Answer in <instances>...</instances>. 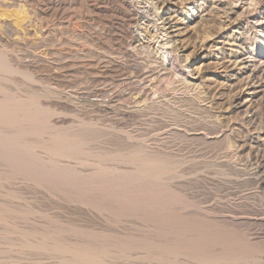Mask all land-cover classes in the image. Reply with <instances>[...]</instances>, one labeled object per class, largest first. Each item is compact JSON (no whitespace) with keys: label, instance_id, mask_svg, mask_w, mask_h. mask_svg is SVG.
Instances as JSON below:
<instances>
[{"label":"rangeland","instance_id":"rangeland-1","mask_svg":"<svg viewBox=\"0 0 264 264\" xmlns=\"http://www.w3.org/2000/svg\"><path fill=\"white\" fill-rule=\"evenodd\" d=\"M57 2L61 3V7L55 20H48L45 17L39 19L45 24L48 23V28H50L51 33L45 34L44 37H41V34L36 37L32 33H26L27 35L24 36L21 32L23 21L30 18V13L24 4L19 3L18 7L0 6V52L6 63L18 69L16 74L1 73L0 88L2 90L0 93L9 94V97L21 98L31 94L34 101L37 99L46 108L66 109L67 112L63 110L60 116H53L49 119L45 117L44 123L50 124V127L55 124V126L67 128L66 130H70L71 133L75 129L73 135L77 133L76 136L78 130L84 133L80 132L83 144L82 152L75 157L77 160L63 159V165L66 164L64 162H68L67 165L73 164L71 168L76 171L89 173L109 166V169L118 171L119 169L126 171V168L127 173L130 171L133 174L132 166L127 163L121 164V160L131 159V152L135 151L143 153L144 150L145 154L153 155L161 161L164 160L167 162L164 163L167 170L163 172L164 175H161L163 179L161 177L149 179L153 181L152 187L156 190L152 188L153 191L150 189L145 193L149 196L157 194L171 199L172 202L168 204L169 206L165 205L166 208L160 204L153 207L148 205L149 207L144 209L135 200L124 201L121 196L115 195L116 198L113 196L114 200L112 199L111 203V201L104 200V197L96 198L87 191L85 193L84 191L75 192L72 186L67 190L66 185L61 182L57 184L59 181L55 182V179L53 180L56 184L53 180H47L50 185L55 184L52 185L54 189L45 182L43 186V181L38 182L37 179L36 181L42 184L39 186L35 181L36 178L29 182L25 176V178L22 175L17 177V173L12 175L7 166L3 164L0 166L1 168L4 166L0 168V188H2L0 189V210H2L0 211V238L4 240L0 239V264H54L56 261L60 264L61 262L62 264L68 262V264H75L62 252L63 249L60 250L61 253L49 249L54 246L50 242L52 244L61 243L64 247L78 245L76 242L87 246L88 240L83 244L78 240L81 237L83 242L88 237L92 246L101 245L102 248L99 247V250L103 252L101 256L103 262L109 261L111 264H122L123 260V264H128V262L129 264H152V262L161 264L159 256L167 246V251L171 252L168 258L171 263L174 261V263L177 262L176 264H190L191 262L192 264H264V76L259 75V79L255 68L258 61L256 56L261 47L257 40L258 34L253 30V22L249 19L251 11H253L252 15H259L260 11L254 9L258 0L247 1L244 10L241 8L239 12H234L229 26L221 22L224 10L230 8L227 6V0H135L134 11L138 13L139 18L137 24L132 26L124 22L120 14H117V9L122 8L117 4L118 2H112L114 5L108 0H57ZM152 5H155V9ZM146 10L151 12L147 13ZM6 19L16 29L19 27L14 30V33L4 26L3 21ZM46 19L47 21H44ZM156 25L162 32L158 39L152 41V45L157 49L158 43H167L166 48L168 47L169 50L176 48L174 51L178 59L160 73L159 83H153L155 86L149 85L152 89L149 90V98L145 100L137 91H134L139 86L140 80L136 79L135 70L128 67L127 58L124 55L127 51H132L135 54L137 67L145 75L149 70L154 69L156 67L153 63L155 55L146 48H139L135 51L131 38L136 32L140 37L144 35V31L154 32ZM235 27L240 31H237ZM233 34L241 36L242 41L239 44L234 43ZM162 53L165 52L159 51V55ZM240 56L255 72L252 78L250 77L251 71L246 73L243 66L238 64ZM24 73L32 75V80L26 79L23 76ZM188 77L192 79V85L185 82V78ZM114 93L118 94L119 98L108 104V99L115 96ZM128 95L131 99L125 98ZM94 101L106 105L99 110V106L95 105ZM55 122L58 124L63 122L62 125L65 126L60 125L61 123L56 125ZM87 138L91 141H87ZM38 151L40 153L42 150L38 149L37 153ZM99 151H102L101 154ZM102 153L104 156L108 154L109 157H100L103 156ZM116 156L123 158L118 160ZM117 165L118 167L121 165L120 167L124 170L118 169ZM21 178L22 183L17 181ZM2 181L7 183L3 185ZM12 181L18 182L15 183L17 185ZM154 181H157L160 187ZM9 183L13 185L10 184V186ZM23 183L27 186L24 187ZM57 185L59 186L56 189ZM62 188L67 191L70 189V191L66 192ZM56 191L57 194L60 193L57 195ZM70 192L73 196L76 195L75 199L79 203L75 199L72 200L74 197ZM67 194H70V198ZM59 195L63 196V200ZM83 195L87 196L83 197ZM91 196L96 200H93ZM82 197L88 200H84L83 203ZM147 199L150 200V198ZM95 202L100 203L94 205ZM2 205L7 209L11 206L13 208L11 207L8 211ZM97 206L106 208L95 209ZM116 209H118L117 213ZM142 210H145V216L141 214ZM170 222L177 223V225ZM57 224H60L62 228L60 225L57 227ZM160 225L163 227L161 228ZM52 226L57 228L54 229ZM63 226L67 228L64 229ZM46 227L53 232L56 230L57 233L47 230ZM68 228L73 230L70 231ZM178 229L188 231L180 233ZM61 230H64V233ZM77 230H80L81 235L75 233L78 232ZM81 230L84 231V235ZM150 231L152 233L148 234ZM159 232H162L163 237L165 235L164 238L169 234L167 237L174 238L177 243L172 241V243H167L168 245L164 244V238H161L162 240L158 238L162 236ZM178 232L181 235L185 234L186 239L184 240L183 235L178 237ZM45 233L47 236L44 237ZM29 235L33 236L29 237ZM66 235L74 238L72 241L75 243L70 242L71 238L67 239ZM141 235L143 236L140 237ZM22 238L24 242L29 240L28 245L25 246ZM50 238L51 241H49ZM189 238L192 245L187 246ZM39 241L42 243L39 244ZM48 241L50 244L46 243ZM114 241H118L117 244L113 243ZM65 242L68 244L66 245ZM178 244L181 245L178 246ZM46 246L51 247L46 249ZM117 246H121L123 251L121 252L120 248L117 249ZM37 247L42 248L39 250ZM155 251L160 252L159 256ZM57 252L62 254V259L59 258L61 255ZM137 252H139L138 255ZM143 253L146 256H143ZM202 254L206 256L202 258ZM108 256L114 258L110 259ZM139 256L145 257L148 262ZM172 257L174 258L170 259ZM131 260H133L132 263Z\"/></svg>","mask_w":264,"mask_h":264},{"label":"bare ground","instance_id":"bare-ground-1","mask_svg":"<svg viewBox=\"0 0 264 264\" xmlns=\"http://www.w3.org/2000/svg\"><path fill=\"white\" fill-rule=\"evenodd\" d=\"M106 1V0H105ZM108 1H110L111 3L112 2H118L117 4H119L121 7V10H119V9H117V7H116V9H117V14H120V17H122V19H124L123 21L124 22H126L129 26H132L133 24H137V22H138V18H139V15H138V13H136L135 11H134V2H135V0H108ZM154 1V0H153ZM247 1H254V0H227V6H229L230 8H229V10H224L225 12L223 13V16H222V19H221V22L222 23H227L226 25H230L231 23V20H232V14L234 13V12H239V10L241 9V8H243V10H244V8L246 7V2ZM19 3H22V4H24L26 7H27V9H28V11H29V13H30V18L28 19V18H26L23 22V25H21V28L23 29V31H21V32H23L24 33V36H26L27 34L26 33H32V34H35L36 35V37H37V35L39 36V34H41V37H44V35L45 34H50L51 32H50V28H48L49 26H48V23L47 24H45V23H43L42 21L43 20H39L41 17H42V19H44L43 17H45V18H47L48 20H50V19H53V20H55L54 18H56V16L58 15L57 13H58V11H59V8L61 7V3L60 2H57V0H0V6L1 5H6L5 7H7V6H12V7H14V6H16V7H18V4ZM63 3H64V1H63ZM81 3V2H80ZM96 3V2H95ZM105 3V2H104ZM21 4V5H22ZM113 4V3H112ZM242 4V5H241ZM257 5H255V7H254V9H256V11H260V12H258L259 13V15H252V12L253 11H251V13H250V20L253 22V30H255V32L258 34V37H257V40H258V42H259V44H260V47H261V49H260V51L257 53V56H256V58H258V61H257V63H256V65H255V68H256V71H257V75L259 76H264V0H258V3H256ZM114 5V4H113ZM248 5V4H247ZM20 6V5H19ZM101 6V5H100ZM99 6V7H100ZM108 6V5H107ZM22 7V6H21ZM24 7V6H23ZM96 7V6H95ZM98 7V6H97ZM70 8V7H69ZM108 8V7H107ZM110 8V7H109ZM152 8L153 9H155V5H152ZM18 9H20V8H18ZM94 9V8H93ZM105 9V8H104ZM119 10V11H118ZM139 10V9H138ZM147 11V13H150L151 11L150 10H146ZM108 12V11H107ZM95 13V12H94ZM99 13V12H98ZM254 13H255V10H254ZM25 15V14H24ZM23 15V16H24ZM62 15V14H61ZM106 15H107V13H106ZM105 16V15H104ZM116 16V15H115ZM114 16V17H115ZM118 16V15H117ZM141 16V15H140ZM58 17V16H57ZM108 17H111V16H108ZM119 17V16H118ZM147 17H150V16H147ZM152 17V16H151ZM158 17V16H157ZM3 18V17H2ZM8 18V17H7ZM23 18V17H22ZM113 18V17H112ZM19 19V18H18ZM47 19L46 20H44V21H47ZM121 19V18H120ZM111 20V19H110ZM18 21V20H17ZM52 21V20H51ZM61 21H62V19H61ZM50 22V21H49ZM64 22V21H63ZM251 22V23H252ZM54 23V22H53ZM108 23V22H107ZM3 24H4V26L9 30V31H11V32H13L14 33V30L16 29V27L9 21V22H7V19H6V21L4 20L3 21ZM20 24V23H19ZM63 24V23H62ZM123 24H125V23H123ZM16 25V24H15ZM54 25V24H53ZM74 25V24H73ZM228 25V26H229ZM17 26V25H16ZM75 26V25H74ZM106 26V25H105ZM129 26H127V27H129ZM19 28V27H18ZM17 28V29H18ZM16 29V30H17ZM102 29V28H101ZM235 29L237 30V31H240V29L239 28H237V27H235ZM54 30V29H53ZM61 30V29H60ZM106 30V29H105ZM146 30V29H145ZM3 31V30H2ZM73 31V30H72ZM17 32V31H16ZM73 32H75V31H73ZM150 32V31H149ZM148 31H144V35L142 36V37H140L139 35H138V33L136 32L135 34H134V36L131 38V44L132 45H134L135 47L133 48L135 51L137 50V49H148V50H150L154 55H155V60H154V64H155V68L154 69H151V70H149V72H148V74H144L138 67H137V61H136V59H135V54L132 52V51H127L126 52V54L124 55V57H126L127 58V63H128V67H132L134 70H135V74H136V79L139 81L138 82V84H139V86H137V88L136 89H134V91H137L145 100H147L148 98H149V90H150V88L152 89V87H150L149 88V85L150 86H155L154 84H155V82H158L159 83V81H160V78H161V72L162 71H164V70H166V68H167V66H171V64L174 62V60H177L178 59V57L175 55V51L174 50H169V48L167 47L166 48V45H167V43H158V47H157V49H155L154 48V45H152V41L153 40H156V39H158L159 38V35H161L160 33L162 32V30L156 25L155 27H154V32L152 31V32H150L149 33ZM26 34V35H25ZM34 35V36H35ZM43 35V36H42ZM74 36V35H73ZM235 36H237V35H235V34H233V39H234V43L235 44H239L241 41H242V39H241V36L240 35H238L236 38H235ZM47 37V36H46ZM79 37V36H78ZM18 38V37H17ZM23 38V37H22ZM77 38V37H76ZM42 40V39H41ZM233 41V40H232ZM16 42V41H15ZM154 43V42H153ZM50 44V43H49ZM242 44V43H241ZM240 44V45H241ZM225 45V44H224ZM130 46V45H129ZM169 46V45H168ZM1 47V46H0ZM3 47V46H2ZM223 47V46H222ZM1 49V48H0ZM37 50V49H36ZM159 51H164L165 53H162L161 55H159ZM2 52H3V50H2ZM150 52V53H151ZM18 53V52H17ZM49 53V52H48ZM151 53V54H152ZM7 55V54H6ZM17 55V54H16ZM137 55V54H136ZM47 56V55H46ZM9 58V57H8ZM22 58V57H21ZM52 58V57H51ZM7 59V58H6ZM41 59V58H40ZM59 59V58H58ZM239 60H238V64H241L243 67L242 68H244L245 69V72L246 73H248V72H250L251 74H250V77L252 78V76H255V72L254 71H252L251 70V67L249 66V64H248V62H246V60L242 57V56H240L239 58H238ZM23 61V60H22ZM55 61V60H54ZM52 62V61H51ZM56 63H58V61L56 62ZM125 63V62H124ZM18 64V63H17ZM152 64V63H151ZM250 64H251V62H250ZM54 65V64H53ZM64 65V64H63ZM62 65V66H63ZM153 65V64H152ZM76 66V65H75ZM151 67V66H150ZM131 69V68H130ZM133 70V71H134ZM169 70V69H168ZM187 70V69H186ZM255 70V69H254ZM60 71V70H59ZM179 72V71H178ZM1 73H9V74H16V73H18V69H15L14 68V66H12V65H10V64H8V63H6V61H5V58L3 57V55H2V53L0 52V75H1ZM34 73V72H33ZM2 74V75H3ZM23 76L27 79V78H29L30 80H32V75H29L28 73H24L23 74ZM144 76H146V77H144ZM260 76H259V79H260ZM1 77V76H0ZM10 77V76H9ZM20 77V76H19ZM18 77V78H19ZM144 77V78H143ZM35 78V77H34ZM255 78V77H254ZM38 79V78H37ZM37 79H35V80H37ZM249 79V78H248ZM148 80V81H147ZM4 82V81H3ZM161 82H163V81H161ZM185 82H187V84H189V85H192V79L190 78V77H188V78H185ZM154 83V84H153ZM184 83V82H183ZM2 84V83H1ZM16 84H17V82H16ZM34 84V83H33ZM22 85V84H21ZM160 85V84H159ZM1 86V85H0ZM161 86V85H160ZM175 86V85H174ZM8 87V86H7ZM158 87V86H157ZM156 88V87H155ZM35 89V88H34ZM54 89V88H53ZM154 89V88H153ZM161 89V88H160ZM185 89V88H184ZM199 89V88H198ZM0 90H2L1 88H0ZM40 90V89H39ZM49 90V89H48ZM87 90V89H86ZM126 90V89H125ZM6 91V90H5ZM22 91V90H21ZM36 91V90H35ZM153 91V90H152ZM3 92V91H2ZM24 92V91H23ZM34 92V91H33ZM106 92V91H105ZM126 92V91H125ZM132 92V91H131ZM52 93H54V92H52ZM121 93V92H120ZM123 93V92H122ZM137 93V94H138ZM1 94H3V93H0V166L1 165H3L4 164V166H7V168L10 170V172L12 173V175H14V174H16L17 173V177L19 176L20 177V175H22L23 176V178H27V180H29V182L31 181V180H33L34 178H36L35 179V181L38 179V182H42L43 181V186L47 183V180H53V179H55V182H58L57 184H59L60 182L62 183V184H64V185H66L67 186V190H68V188H70L71 189V186L73 187V189L75 190V192H82V191H84V193H85V191H87V193H90L91 195L93 194V195H95L96 196V198L97 197H104V200H107V201H111L112 199H113V196L115 197V195H118V196H121V198L124 200V201H126V200H135L137 203H140L141 204V206H142V208L144 207V209L148 206V205H151L152 207L153 206H155V205H170V203L172 202V201H170L168 198L166 199V198H163V197H161V196H159V195H154V196H149V194L147 195L146 193L147 192H149L150 191V189L152 190V188H154V187H152V182L149 180V179H151V178H160L161 177V175H164L163 174V172H166L165 170H167V168L165 169V164L164 163H167V162H165L164 160V162L163 161H161V159L159 160V159H157L155 156H153V155H148V154H145L144 152V150H143V153L140 151V152H137V151H135V152H131L132 153V157H131V159L129 158V159H123V160H121L122 161V163L121 164H123L124 163V165H125V163H127V164H129L130 166H132V170H131V167H130V170L132 171V173L133 174H131L130 173V171H129V173H127V169L125 168V170L126 171H122L121 169H119V168H122V167H120L121 165H119V167H118V165H117V167H118V169H119V171L118 170H115V169H109L108 167V169L105 167V168H98V169H95V170H93V168H92V170L93 171H91V172H89V173H81V172H79L78 170V172L74 169V168H71V165H73V164H71L70 165V163H69V165H67V163L68 162H64V163H66L65 165H63V159L65 160V159H76L75 157L80 153V152H82V150H81V147H82V144H83V142H82V138H80L81 137V131H77L78 132V135H80L79 137H78V135L76 136V134L75 135H73V133L75 132V129H73L74 130V132L73 133H71V132H69L68 130H66V129H64V128H62V127H58V126H55V124L54 125H51L52 127H50L48 124H46V122L44 123V118L45 117H47L48 119L50 118V117H53V116H60V115H62V113H63V110H64V112H67L66 111V109H60L59 107L58 108H56V109H52L51 107H49V108H46L45 107V105L43 104V103H41L40 101H37V99L34 101L32 98H33V96H31V94H30V96H28V97H24V98H21V97H14L13 95V97H9L8 95L9 94H7V95H4V94H6V93H4L3 95H1ZM115 94V96L113 95V97H109L110 99H108V104H111V103H113L114 101H115V99H118L119 98V96H118V94L116 95V93H114ZM136 94V95H137ZM121 95H123V94H121ZM38 96V95H37ZM54 96V95H53ZM197 96H198V94H197ZM49 97H50V95H49ZM129 98V95L128 96H125V98ZM140 97V96H139ZM199 97H200V95H199ZM48 98V97H47ZM104 98H105V96H104ZM38 99H39V96H38ZM94 99V98H93ZM129 99H131V98H129ZM201 99V98H200ZM41 100V99H40ZM53 101V100H52ZM123 101V100H122ZM49 102H51V101H49ZM95 102V101H94ZM105 102V101H104ZM47 103H48V100H47ZM54 104H56L55 102H53ZM91 103H92V101H91ZM102 103V102H101ZM117 103H118V101H117ZM94 104V103H93ZM116 104V103H115ZM95 105H97V106H99V110H101V108H103V106L104 105H106V104H104V105H101L100 103H97V102H95ZM95 105H94V107H95ZM47 107L49 106V105H46ZM51 106V105H50ZM58 106H59V104H58ZM109 106V105H108ZM61 107V106H60ZM80 107V106H79ZM111 107V106H110ZM151 107V106H150ZM54 108V107H53ZM69 111V110H68ZM70 112V111H69ZM96 112V111H95ZM106 112V111H105ZM248 112V111H247ZM137 113V112H136ZM49 116V117H48ZM64 117V116H63ZM78 117V116H77ZM57 119H59V118H57ZM52 121V120H51ZM53 122V121H52ZM77 122V121H76ZM78 122H80V121H78ZM55 123H57V122H55ZM61 123V122H60ZM59 123V124H60ZM63 123V122H62ZM62 123L60 124V125H62ZM86 123V122H85ZM58 123L56 124V125H59ZM80 124V123H79ZM90 124V123H89ZM88 124V125H89ZM64 125V124H63ZM62 125V126H63ZM74 124H72V126H73ZM78 125V124H77ZM92 125V124H91ZM112 125V124H111ZM65 126V125H64ZM69 126H71V125H69ZM100 126V125H99ZM101 127V126H100ZM109 127V126H108ZM98 128V127H97ZM105 128H107V127H105ZM105 128H104V132H105ZM123 128V127H122ZM88 129H90V128H88ZM94 129V128H93ZM103 129V128H102ZM109 129V128H108ZM114 129V128H113ZM112 129V130H113ZM115 129H116V127H115ZM120 129V128H119ZM111 130V129H110ZM109 130V131H110ZM83 131V130H82ZM85 131V130H84ZM83 131V132H84ZM89 131V133H91L90 132V130H88ZM93 131V130H92ZM128 131V130H127ZM81 132V133H80ZM93 132H96V131H93ZM116 132V131H115ZM121 132V131H120ZM80 133V134H79ZM110 133V132H109ZM82 134H84V133H82ZM96 134V133H95ZM88 135V134H87ZM100 135V134H99ZM105 135V134H104ZM125 135V134H124ZM95 136V135H94ZM103 136V135H102ZM111 136V135H110ZM86 137V136H85ZM84 137V138H85ZM95 138V137H94ZM129 138V137H128ZM37 139H39V141L37 140ZM90 139H91V137H90ZM90 139H88L87 138V141L88 140H90ZM93 139V138H92ZM91 141V140H90ZM143 142V141H142ZM85 143V142H84ZM94 143V142H93ZM88 144H90V143H88ZM107 144V143H106ZM105 145V144H104ZM108 145V144H107ZM84 146V145H83ZM86 146V145H85ZM93 146V145H92ZM96 146V145H95ZM90 147V146H89ZM149 147V146H148ZM154 147V146H153ZM91 148H93V147H91ZM125 148V147H124ZM132 148V147H131ZM130 148V149H131ZM138 148H139V146H138ZM38 149H40V150H42L40 153H39V151H38V153H37V150ZM83 149H84V147H83ZM89 149V148H88ZM88 149H87V151H88ZM141 149V148H140ZM85 150V149H84ZM86 151V150H85ZM89 151H91L90 149H89ZM100 152V151H99ZM102 152V151H101ZM101 152H100V154H101ZM104 152V151H103ZM106 152H108L107 150H106ZM109 152H110V150H109ZM114 152V151H113ZM116 152V151H115ZM114 152V153H115ZM129 152V151H128ZM137 152V153H136ZM146 152H149V151H147L146 150ZM85 153V152H84ZM90 153V152H89ZM112 153V152H111ZM153 153V152H152ZM158 153V152H157ZM91 154V153H90ZM89 154V155H90ZM95 154H97V153H95ZM121 153H119V155H120ZM130 154V153H129ZM83 155H85V154H83ZM87 155H88V153L86 154V157H87ZM102 155H103V153H102ZM109 155H110V153H109ZM118 155V154H117ZM119 155H118V157H119ZM91 157H93L92 156V154L90 155ZM97 156H99V155H97ZM109 157L108 156V154L106 155L105 154V156L103 155V156H100V157ZM121 156H122V154H121ZM82 157V156H81ZM100 157H98L99 159H102V158H100ZM114 157V156H113ZM117 157V156H116ZM115 157V158H116ZM117 157V158H118ZM127 157V156H126ZM85 158V157H84ZM95 158V157H94ZM112 158V157H111ZM111 158H109V159H111ZM121 158H123V157H121ZM121 158H118V160H120ZM159 158V157H158ZM83 159V158H82ZM113 159V158H112ZM111 159V160H112ZM77 160V159H76ZM92 160H94V159H92ZM97 160V159H96ZM106 160H108V159H106ZM111 160H110V162H111ZM116 161H118L117 159H115ZM114 160V161H115ZM70 161V160H69ZM91 161V160H90ZM100 161V160H99ZM98 161V162H99ZM102 161V160H101ZM96 162V161H95ZM97 162V163H98ZM120 162V161H119ZM118 162V163H119ZM92 163V162H91ZM90 163V164H91ZM100 163V162H99ZM101 163H103V161L101 162ZM108 163V162H107ZM126 164V165H127ZM100 165V164H99ZM101 165H104V164H101ZM100 165V166H101ZM111 165V164H110ZM115 165V164H114ZM3 166V167H4ZM83 166V165H82ZM167 166V165H166ZM2 167V168H3ZM74 167V166H73ZM86 167V166H85ZM84 167V168H85ZM103 167V166H102ZM110 167H112V166H110ZM124 167V166H123ZM127 167H129V166H127ZM168 167H169V165H168ZM1 168V167H0ZM1 168V169H2ZM91 168V167H90ZM170 168V167H169ZM0 169V170H1ZM86 169V168H85ZM117 169V168H116ZM123 170H124V168H122ZM129 169V168H128ZM89 170H91V169H89ZM121 170V171H120ZM3 171V170H2ZM85 171V170H84ZM4 172V171H3ZM85 172H87V171H85ZM6 173V172H5ZM4 174V173H3ZM19 174V175H18ZM128 174V175H127ZM130 174V175H129ZM7 176V175H6ZM16 176V175H15ZM25 176V177H24ZM3 177V176H2ZM9 177V176H8ZM13 177V176H12ZM16 177V178H17ZM171 177V176H170ZM170 177H168V178H170ZM6 178V177H5ZM5 178H3V180L5 179ZM30 178V179H29ZM15 179V178H14ZM13 179V180H14ZM20 179V178H19ZM17 180V181H22L23 179L21 178V180ZM45 179H46V181H45ZM161 179H163L162 177H161ZM166 179V178H165ZM10 180V179H9ZM58 180V181H57ZM152 180V179H151ZM1 181V180H0ZM24 181H26V180H24ZM168 181V179L166 180V182ZM3 182V181H2ZM11 182V181H10ZM14 184L15 183H18V182H14V181H12ZM23 182V181H22ZM21 182V183H22ZM27 182V181H26ZM37 181H36V183H38ZM44 182H45V184H44ZM49 182H52V181H49ZM53 182H54V180H53ZM54 182V183H55ZM155 182V181H154ZM5 183H7V182H3V185L5 184ZM21 183H19V184H21ZM53 183V184H54ZM155 183H158L157 181L155 182ZM163 183V182H162ZM11 183H9V185H10ZM18 184V185H19ZM30 184V183H29ZM31 184H33L32 182H31ZM30 184V185H31ZM39 184V183H38ZM47 184H49V183H47ZM53 184H49L50 186H52ZM56 184V183H55ZM54 184V185H55ZM7 185V184H6ZM5 185V186H6ZM9 185H7V186H9ZM11 185H13V184H11ZM10 185V186H11ZM15 185H17V184H15ZM14 185V186H15ZM23 185H24V187H26L27 185H25L24 183H23ZM34 185V184H33ZM37 185V184H36ZM42 185V184H41ZM40 184H39V186H41ZM70 187H69V186ZM155 185V184H154ZM160 184L158 183V187H160L159 186ZM22 186V185H21ZM32 186V185H31ZM31 186H29V187H31ZM59 185H57L56 186V189H57V187H58ZM61 187H62V185H60ZM156 186H157V184H156ZM1 187H2V185H1ZM38 187V186H37ZM53 187V186H52ZM60 187V188H61ZM167 187V186H166ZM21 188H23V187H21ZM28 188V187H27ZM34 188H36L35 186H34ZM39 188H42V187H39ZM157 188V187H156ZM1 190H2V188H0ZM53 189H54V187H53ZM55 189V190H56ZM62 189H65V188H62ZM62 189H59V190H62ZM70 189H69V191H70ZM155 189V188H154ZM34 190V189H33ZM32 190V191H33ZM47 191L49 190V189H46ZM66 189H65V191L66 192H69V191H67ZM113 192H112V191ZM119 192H118V191ZM156 190V189H155ZM158 190V189H157ZM15 191H17V190H15ZM31 191V190H30ZM40 191V190H39ZM62 191H64V190H62ZM71 191H73V190H71ZM116 191H117V193H116ZM153 191V190H152ZM161 192H163L162 190H160ZM1 192V191H0ZM42 192H43V190H42ZM50 192V191H49ZM74 192V191H73ZM146 192V193H145ZM160 192V193H161ZM6 193V192H5ZM36 193V192H35ZM51 193V192H50ZM60 193V192H59ZM58 193V194H59ZM63 193V192H62ZM71 193V192H70ZM11 194V193H10ZM56 194H57V191H56ZM57 194V195H58ZM5 195V194H4ZM4 195H2V196H4ZM12 195H16V194H12ZM56 195V196H57ZM62 195V194H61ZM61 195H59V196H61ZM70 194H67V196H69ZM6 196V195H5ZM7 196H8V194H7ZM20 196V195H19ZM34 196V195H33ZM71 196H73V194L71 193ZM75 196L76 195H74L71 199L72 200H74L75 199ZM82 196V195H81ZM87 196V195H86ZM86 196H84L83 195V197H86ZM94 196V197H95ZM63 196H61L60 198H62ZM82 197V200H83V203H84V200H85V198H83ZM92 197V196H91ZM50 198H51V196H50ZM69 198H70V196H69ZM78 198V197H77ZM81 197H79V199H80ZM96 198H93L92 197V199L94 200H96ZM116 198V197H115ZM118 198V197H117ZM147 198H150V200H148ZM68 198H66V200H67ZM91 199V198H90ZM91 199V200H92ZM98 199H100V198H98ZM52 200V199H51ZM62 200H63V198H62ZM64 200H65V198H64ZM76 201H78L77 199H75ZM86 200H88V199H86ZM85 200V201H86ZM104 200H102V201H104ZM114 200V199H113ZM117 200V199H116ZM119 200H121V199H119ZM122 200V201H123ZM186 200V199H185ZM4 201V200H3ZM14 201H17V200H14ZM106 201V202H107ZM123 201V202H124ZM175 201V200H174ZM1 202V201H0ZM4 202H6V201H4ZM12 202V201H11ZM11 202H9V203H11ZM19 202V201H18ZM82 201L80 200V203H81ZM96 202H98V200L96 201ZM95 202V204L94 205H96V204H99V203H96ZM113 201H111V203H112ZM115 202V201H114ZM127 202H129V201H127ZM132 202H134V201H132ZM60 203V202H59ZM77 203H79V201L77 202ZM86 203V202H85ZM89 203V202H88ZM175 203V202H174ZM4 204V203H3ZM12 205H13V203H11ZM63 204V203H62ZM82 204V203H81ZM90 204H91V202H90ZM93 204V203H92ZM107 204V203H106ZM105 204V205H106ZM108 206H110V202H108ZM119 204V203H118ZM125 204V203H124ZM134 204H136V203H134ZM0 205H1V203H0ZM17 205H19V204H17ZM24 205V204H23ZM47 205V204H46ZM80 205V204H79ZM88 205V204H87ZM104 205V206H105ZM114 205H115V203H114ZM131 205V204H130ZM168 205V206H169ZM174 205V204H173ZM177 205V204H176ZM3 207H4V205H2ZM6 206V205H5ZM14 206V205H13ZM77 206V205H76ZM91 206V205H90ZM163 206V207H164ZM166 206H165V208H166ZM175 206V205H174ZM8 207V206H7ZM12 207V206H11ZM11 207L10 208H8V209H10L11 210ZM81 207V206H80ZM96 207V206H95ZM98 207L99 206H97V208H95V209H98ZM101 207V206H100ZM100 207H99V210H100ZM129 207V206H128ZM139 207H140V205H139ZM149 207V206H148ZM147 207V208H148ZM160 207V206H159ZM172 207V206H171ZM5 208V207H4ZM13 208V207H12ZM19 208V207H18ZM59 208V207H58ZM91 208V207H90ZM102 209H105L106 207H101ZM110 208H112V207H110ZM122 208V207H121ZM124 208V207H123ZM132 208V207H131ZM2 209V208H1ZM5 209H7V208H5ZM7 209V210H8ZM17 209V208H16ZM20 209V208H19ZM39 209V208H38ZM50 209V208H49ZM77 209V208H76ZM81 209V208H80ZM85 209V208H84ZM94 209V208H93ZM107 209H109V208H107ZM120 209V208H119ZM137 209H139V208H137ZM136 209V210H137ZM169 209V208H168ZM178 209V208H177ZM176 209V210H177ZM180 209V208H179ZM187 209V208H186ZM4 210V209H3ZM15 210V209H14ZM63 210V209H62ZM67 210V209H66ZM90 210V209H89ZM110 211H111V209H109ZM117 210L118 209H116V213H117ZM121 210V209H120ZM150 210V209H149ZM158 209H156V211H157ZM175 210V209H174ZM0 211H2V210H0ZM6 211V210H5ZM5 211H3V212H5ZM9 211V210H8ZM18 211V210H17ZM20 211V210H19ZM18 211V212H19ZM93 211V210H92ZM97 211V210H96ZM104 211V210H103ZM140 211V210H139ZM32 212V211H31ZM94 212V211H93ZM108 212V211H107ZM124 212V211H123ZM129 212H131V211H129ZM138 212V211H137ZM142 212L143 213H141V214H144V216H145V214L146 213H144L145 212V210L143 211L142 210ZM154 212V211H153ZM10 213V212H9ZM79 213V212H78ZM116 213H115V215H116ZM120 213V212H119ZM118 213V214H119ZM147 213H149V212H147ZM150 213L152 214V211H150ZM156 213V212H155ZM7 214V212L5 213V215ZM21 214V213H20ZM30 214H32V213H30ZM72 214V213H71ZM70 214V215H71ZM94 214V213H93ZM97 214V213H96ZM108 214V213H107ZM110 214V213H109ZM112 214V213H111ZM123 214H125V212L123 213ZM127 214V213H126ZM136 214V213H135ZM140 214V213H139ZM150 214V215H151ZM154 214V213H153ZM163 214V213H162ZM168 214V213H167ZM23 215V214H22ZM37 215V214H36ZM92 215V214H91ZM136 215H138V214H136ZM1 216V215H0ZM3 216H4V214H3ZM3 216H2V218H3ZM13 216V215H12ZM104 216V215H103ZM117 216V215H116ZM152 216V215H151ZM6 217V216H5ZM11 217V216H10ZM108 217V216H107ZM124 217V216H123ZM170 217V216H169ZM177 217V216H176ZM15 218V217H14ZM40 218V217H39ZM61 218V217H60ZM111 218V217H110ZM116 218V217H115ZM151 218V217H150ZM154 218V217H153ZM4 219V218H3ZM2 219V220H3ZM6 219V218H5ZM18 219V218H17ZM36 219V218H35ZM38 219V218H37ZM69 219V218H68ZM19 220V219H18ZM30 220V219H29ZM28 220V221H29ZM40 220V219H39ZM112 220H114V219H112ZM151 220V219H150ZM158 220V219H157ZM162 220H163V218H162ZM4 221V220H3ZM22 221V220H21ZM108 221V219L106 220V222ZM2 222V221H1ZM9 222V221H8ZM7 222V223H8ZM11 222V221H10ZM18 222H20V221H18ZM72 222V221H71ZM39 223H41L42 224V222H39ZM44 223H45V221H44ZM55 223V222H54ZM109 223V222H108ZM164 223V222H163ZM166 223V222H165ZM169 223V222H168ZM170 223H172V222H170ZM10 224V223H9ZM18 224V223H17ZM21 224V223H20ZM38 224V223H37ZM47 224V223H46ZM61 224V223H60ZM60 224H57V227H58V225H60ZM66 224V223H65ZM173 224V223H172ZM177 225V223H174L173 225ZM32 225V224H31ZM56 225V224H55ZM157 225V224H156ZM170 225V224H169ZM181 225V224H180ZM4 226V225H3ZM2 226V227H3ZM15 226V225H14ZM33 226V225H32ZM61 226V225H60ZM67 226V225H66ZM146 226V225H145ZM8 227V226H7ZM25 227V226H24ZM37 227V226H36ZM48 227H50V226H48ZM48 227H46V229L47 230H50L51 232H53L51 229H48ZM57 227H55L54 228V226H52V228H54V229H56ZM64 227V226H63ZM76 227H77V225H76ZM160 227L162 228L163 226L162 225H160ZM165 227H166V224H165ZM169 227H172V226H169ZM175 227V226H174ZM173 227V228H174ZM178 227H179V229H181V227L178 225ZM177 227V228H178ZM6 228V227H5ZM16 228H17V226H16ZM45 228V227H44ZM61 228H62V226H61ZM65 228H67V227H64V229ZM78 228V227H77ZM153 228V227H152ZM159 228V227H158ZM184 228V227H183ZM18 229H19V227H18ZM27 229V228H26ZM34 229H35V227H34ZM69 229V228H68ZM140 229H142V228H140ZM150 229V228H149ZM171 229V228H170ZM175 230H176V228H174ZM178 229V231H180ZM192 229V228H191ZM45 230V229H44ZM60 230V229H59ZM70 231H72L71 229H69ZM68 230V231H69ZM76 230V229H75ZM84 230V229H83ZM161 230H163V229H161ZM2 231V230H1ZM28 230H26V232H27ZM37 231V230H36ZM36 231H35V233H36ZM39 231H40V229H39ZM56 233H57V231L56 230H54ZM63 231V233H64V230H61V232ZM68 231H65V232H68ZM78 231V230H77ZM80 231V230H79ZM79 231L78 232H75L76 234H79ZM82 231V230H81ZM148 231V230H147ZM146 231V232H147ZM164 231V230H163ZM166 231V230H165ZM174 231V230H173ZM182 231H184V229L182 230ZM182 231H180V233H183ZM188 231V230H187ZM186 231V232H187ZM191 231V230H190ZM29 232V231H28ZM31 232H33V231H31ZM38 232V231H37ZM45 232L47 233V231L45 230ZM55 232H53V233H55ZM83 232V234L82 235H84V231H82ZM87 232H89V231H87ZM86 232V233H87ZM141 232V231H140ZM142 232H144V231H142ZM155 232V231H154ZM171 232H172V230H171ZM175 232V231H174ZM185 231H184V233H186ZM24 235H26L24 232H22ZM40 233V232H39ZM39 233H37V234H39ZM44 234V237H45V235L47 236V234ZM59 233V232H58ZM94 233V232H93ZM152 232L150 231L148 234H151ZM160 233V232H159ZM162 233V232H161ZM160 233V234H161ZM191 233H192V231H191ZM9 234V233H8ZM12 234V233H11ZM14 234V233H13ZM23 234H21V235H23ZM28 234V233H27ZM156 234H157V232H156ZM159 234V235H160ZM164 234H165V232H164ZM188 234V233H187ZM40 235H41V233H40ZM56 235H58V234H56ZM79 235H81V234H79ZM92 235V234H91ZM162 236L161 237H158V238H164L165 237V235H164V237H163V234H161ZM167 235H169V234H167ZM167 235H166V238H164V242L163 241H161V242H163L164 244H167V243H172V241H176V243H177V240H174V238L172 239V238H168L167 237ZM172 235V234H171ZM176 235H177V232H176ZM183 235V234H182ZM181 234H179V232H178V237L179 236H182ZM185 235V234H184ZM182 236V237H184V240L186 239L185 237H186V235L185 236ZM191 235V234H190ZM3 236H5V234L3 235ZM31 236H33V235H31ZM30 235H29V237H31ZM59 236V235H58ZM57 236V237H58ZM67 237H68V235H66ZM87 235H85V237H86ZM143 235H141L140 237H142ZM153 236H155V235H153ZM28 237V238H29ZM38 237H41V236H38ZM176 237V236H175ZM4 238V237H3ZM26 239H27V237H25ZM35 238V237H34ZM33 238V239H34ZM36 238H37V236H36ZM35 238V239H36ZM69 238H71V241L70 242H73L74 240V238L72 239V237H68L67 239H69ZM87 239H85L84 237H83V239H85L84 240V242L81 240L82 239V237H81V239H78V240H80L81 241V243H87V242H85L86 240H88V245L86 246V244L85 245H79L80 243L79 242H76L78 245H75V246H73V245H71L70 247L69 246H66V247H64V246H62V244L61 243H59V244H61V245H59L58 243H53L52 244V242H50L51 243V245H54V246H52V248H49V247H51V246H46L45 248L47 249V248H49V249H54V250H57V251H59L60 252V250H62V252H64L66 255H67V257L69 258V260L72 262V263H77V264H111V262H109V261H104L103 262V258H101V256L103 255V252L101 251V250H99L100 248L99 247H101V245L100 246H92L91 244H90V242H89V239H88V237H86ZM89 238H90V235H89ZM155 238V237H154ZM154 238H151V239H154ZM197 238V237H196ZM1 239V238H0ZM14 239V238H13ZM40 239V238H39ZM55 239V238H54ZM56 239H58V238H56ZM64 239V238H63ZM76 239V240H77ZM104 239V238H103ZM156 239V238H155ZM172 239V240H171ZM188 239V238H187ZM190 239V238H189ZM1 240H4V239H1ZM8 240V239H7ZM32 240V239H31ZM38 240V239H37ZM36 240V241H37ZM48 240V239H47ZM46 240V241H47ZM73 240V241H72ZM75 240V241H76ZM136 240V239H135ZM159 240V239H158ZM162 240V239H161ZM10 241V240H9ZM11 241H13V240H11ZM22 241L24 242V239L22 238ZM40 241H41V239H40ZM39 241V244L40 243H42V242H40ZM43 242H45V240H42ZM49 241H51V238H50V240ZM49 241L48 242H46V243H49ZM55 241V240H54ZM53 241V242H54ZM60 241V240H59ZM68 241V240H67ZM108 241V240H107ZM179 241V240H178ZM188 241V240H187ZM193 241V240H192ZM4 242V241H3ZM28 242H29V240H28ZM28 242L27 241H25L24 243H25V246H26V244L28 245ZM30 242H32V241H30ZM34 242H35V240H34ZM95 242V241H94ZM118 242V241H117ZM117 242H113V243H116L117 244ZM125 242V241H124ZM128 242H130V240L128 241ZM159 242V241H158ZM184 242V241H183ZM191 239L189 240V242H187V246H188V244H190V245H192L191 243ZM6 243V242H5ZM4 243V244H5ZM15 243V242H14ZM33 243V242H32ZM36 243H38V241L36 242ZM49 243V244H50ZM66 243V242H65ZM73 243H75V242H73ZM99 243V242H98ZM106 243V242H105ZM113 243H112V245H113ZM133 243V242H132ZM175 243V244H176ZM64 244V243H63ZM68 243H66V245H67ZM96 244V243H95ZM135 244V243H134ZM24 245V244H23ZM29 245H32V244H29ZM34 245H35V243H34ZM41 245H45V244H41ZM41 245H39V247L41 246ZM48 245V244H47ZM91 245V246H90ZM127 245H129V244H127ZM126 245V246H127ZM139 245V244H138ZM138 245H136V246H138ZM168 245V244H167ZM170 245V244H169ZM179 245H181V244H178V246ZM182 245H183V243H182ZM189 245V246H190ZM22 246V245H21ZM24 246V247H25ZM36 246H38V244L36 245ZM111 245H109V247H110ZM132 246V245H131ZM134 246V245H133ZM177 246V245H176ZM177 246V247H178ZM186 246V247H187ZM5 247V246H4ZM27 247H30V246H27ZM39 247H37V248H39ZM118 248L117 249H119L120 247L119 246H117ZM124 247V246H123ZM150 247V246H149ZM181 247V246H180ZM184 247V246H183ZM14 248V247H13ZM33 248V247H32ZM36 248V247H35ZM42 248V247H41ZM41 248H39V250L41 249ZM102 248V247H101ZM112 248V247H111ZM133 248V247H132ZM131 248V249H132ZM135 248V247H134ZM144 248V247H143ZM151 248V247H150ZM187 248H189V247H187ZM190 248H192V246H190ZM25 249V248H24ZM23 249V250H24ZM46 249L44 250V251H46ZM113 249V248H112ZM111 249V250H112ZM115 249V248H114ZM117 249L115 250V251H117ZM128 249H129V247H128ZM137 249H139L138 247H137ZM145 249V248H144ZM147 249V248H146ZM153 249V248H152ZM155 249V248H154ZM153 249V250H154ZM157 249V248H156ZM8 251H9V249H7ZM105 250V249H104ZM120 250H121V248H120ZM142 249H140V251H141ZM148 250V249H147ZM151 250V249H150ZM168 250V246L167 247H164V249L162 250V252H161V254H160V252H158V251H155V252H158V256H159V254H160V256H159V258H160V261L163 263V264H176L177 262H175L174 263V261L171 263V260H169V258H168V256H170V254H171V252H169V251H167ZM181 250V249H180ZM30 251V250H29ZM35 251H36V249H35ZM47 251H49V250H47ZM112 251H114V250H112ZM123 250H121V252H122ZM136 251V250H135ZM143 251V250H142ZM190 251V250H189ZM25 252V251H24ZM51 252H53V251H51ZM56 252V251H55ZM59 252H57V253H59ZM119 252V251H118ZM128 252V251H127ZM150 252H152V250L150 251ZM31 253V252H30ZM30 253H28V254H30ZM34 252H32V254H33ZM61 253V252H60ZM59 253V254H60ZM114 253V252H113ZM117 253V252H116ZM126 253V252H125ZM133 253V252H132ZM145 253H147V252H145ZM145 253H143L142 255L144 256L145 255ZM148 253H149V250H148ZM147 253V254H148ZM185 253V252H184ZM191 253V252H190ZM194 253H196V252H194ZM220 253V252H219ZM22 254V253H21ZM40 254V253H39ZM59 254H58V257H59ZM65 254H63V256L65 255ZM105 254V253H104ZM107 254V253H106ZM135 254H136V252H135ZM139 254V252H137V255ZM141 254V253H140ZM152 254H154V253H152ZM24 255L26 256V254L24 253ZM41 255V254H40ZM44 255V254H43ZM53 255H54V253H53ZM61 256L59 257V258H61L62 259V254H60ZM200 255V254H199ZM246 255V254H245ZM28 256V255H27ZM31 256V255H30ZM45 256H46V254H45ZM111 256V255H110ZM127 256V255H126ZM146 256V255H145ZM202 256H204V254H202L201 255V257ZM206 256V255H205ZM204 256V257H205ZM50 257V256H49ZM54 257V256H53ZM64 257H66V256H64ZM109 257V256H108ZM123 257V256H122ZM121 257V258H122ZM140 257V256H139ZM142 257V256H141ZM140 257V258H141ZM148 257V256H147ZM195 257V256H194ZM204 257H202V258H204ZM213 257V256H212ZM211 257V258H212ZM223 257V256H222ZM225 257H227V256H225ZM110 258V257H109ZM112 258V257H111ZM110 258V259H111ZM114 258V257H113ZM112 258V259H113ZM117 258V257H116ZM120 258V259H121ZM137 258V257H136ZM143 258V257H142ZM157 259H158V257H156ZM174 257H172V258H170V259H173ZM210 258V259H211ZM219 258V257H218ZM54 259H56L55 257H54ZM65 259V258H64ZM63 259V260H64ZM119 259V260H120ZM124 259V258H123ZM145 259V257L143 258V260ZM149 259V258H148ZM156 259V260H157ZM182 259V258H181ZM209 259V258H208ZM46 260V259H45ZM56 260H58V259H56ZM68 260V261H69ZM116 260V259H115ZM133 260H134V258H133ZM133 260H131V263H132V261ZM136 260V259H135ZM134 260V261H135ZM155 260V261H156ZM215 260L216 261H218L216 258H215ZM49 261V260H48ZM122 261V260H121ZM145 261H146V259H145ZM145 261H142V263H144ZM154 261V262H155ZM159 261V262H160ZM183 261V260H182ZM208 261H210V260H208ZM214 261V260H213ZM215 261V262H216ZM220 262L222 261V260H219ZM57 262H58V264H60L59 263V261H56V263L54 262V264H57ZM61 262V261H60ZM64 262H67L66 260H64ZM123 263H124V260L122 261ZM121 262V263H122ZM136 262H137V260H136ZM135 262V263H136ZM146 262H148V261H146ZM145 262V263H146ZM12 263V262H11ZM69 263V262H68ZM68 263H64V264H68ZM122 263V264H123ZM130 262H128V264H129ZM161 263V264H162ZM183 263V262H182ZM195 263V262H194ZM48 264V263H47ZM51 264V263H50ZM53 264V263H52ZM61 264H62V262H61ZM118 264V263H117ZM127 264V263H126ZM134 264V263H133ZM141 264V263H140ZM148 264V263H147ZM152 264H155V263H153L152 262ZM156 264H158V263H156ZM190 264H192V262L190 263ZM221 264V263H220Z\"/></svg>","mask_w":264,"mask_h":264}]
</instances>
